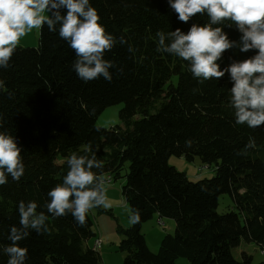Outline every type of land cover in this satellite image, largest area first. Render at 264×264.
Wrapping results in <instances>:
<instances>
[{
    "label": "trees",
    "instance_id": "1",
    "mask_svg": "<svg viewBox=\"0 0 264 264\" xmlns=\"http://www.w3.org/2000/svg\"><path fill=\"white\" fill-rule=\"evenodd\" d=\"M90 3L106 31L117 38L105 53L115 64L111 82L103 77L81 80L72 66L75 52L46 25L40 28L38 47H17L10 66L0 68V131L16 137L25 165L19 181L6 173L7 183L0 185V264L8 262L2 250L10 243L11 227H19L20 201H35L50 229L43 234L29 230L20 241L27 249L25 264H102L100 247L90 243L100 240L91 209L84 226L70 212L62 217L47 212L48 192L63 182L67 159L74 153L95 154L103 167L93 171L105 180L122 178L127 165L122 195L131 214L138 210L141 218L119 230L125 235L120 243L123 264H176L179 258L189 264H252L246 253L243 261L235 259L232 249L244 240L264 250V125L253 129L235 123L228 73L200 83L187 61L157 51L158 31L179 28L187 33L192 24L208 23L207 14L185 23L168 0ZM223 31L230 40L241 37L235 25H225ZM256 51L232 48L217 63L223 70ZM118 104H123L122 125L97 126L99 116ZM250 137L255 147L238 155ZM171 156L189 162L198 158L215 176L193 183L169 165ZM225 194L234 206L220 214L219 199ZM155 215L176 225L157 253L142 234L143 224Z\"/></svg>",
    "mask_w": 264,
    "mask_h": 264
},
{
    "label": "clouds",
    "instance_id": "2",
    "mask_svg": "<svg viewBox=\"0 0 264 264\" xmlns=\"http://www.w3.org/2000/svg\"><path fill=\"white\" fill-rule=\"evenodd\" d=\"M169 6L178 14V19L187 23L196 14H207L205 25L192 24L185 33L158 31V52L168 53L187 61L189 71L200 83L226 73L230 75L233 87L230 89L229 107L234 110L235 123L258 128L264 125V0H168ZM66 9V14L63 10ZM48 12L50 15L45 16ZM101 17L90 0H0V68L10 66V60L20 38L34 28L47 26L50 32L59 33L75 52L73 70L84 82L103 77L111 82L110 69L114 62L105 59L117 38L108 33L100 23ZM229 21L230 23H225ZM232 27L241 33L239 41L229 39L223 26ZM119 43H125L123 37ZM238 48L241 52L257 50L248 59L233 61L221 70L218 60L226 50ZM131 51V48L129 49ZM123 71V69H118ZM255 147L250 137L246 154ZM22 148L9 132L0 131V185L7 183V175L19 181L25 173L22 162ZM68 172L63 182L48 192L50 201L47 212L53 217L71 213L78 224H86V215L93 207H111L105 190V179L94 173L103 162L93 154H72L67 159ZM35 201H20L18 204L19 227L12 226L8 236L10 243L3 248L8 256L7 264H25L27 249L20 241L29 235V230L38 234L49 233L48 216L37 212ZM135 210L129 217L131 224L140 221Z\"/></svg>",
    "mask_w": 264,
    "mask_h": 264
},
{
    "label": "rangeland",
    "instance_id": "3",
    "mask_svg": "<svg viewBox=\"0 0 264 264\" xmlns=\"http://www.w3.org/2000/svg\"><path fill=\"white\" fill-rule=\"evenodd\" d=\"M45 16L48 12L44 13ZM40 39V28H34L25 36L20 38L17 47H38ZM123 104H118L108 107L97 119V126L102 128H111L116 125H122L120 120V110ZM169 165L175 167L179 172L185 173L189 181L197 183L203 180H210L215 176L214 169L204 165L200 159L187 161L184 157L171 156ZM127 172V165L121 170L122 178L113 180L107 177L111 182L105 184L106 196L111 207L105 208L106 211H100L99 208L93 207L89 212L91 219L94 222L93 231L101 240L102 244L98 253L101 256L102 264H123L125 253L120 250V243L125 238L119 230H127L131 227L129 217L131 215L129 206L126 204L122 195V187L125 183L124 176ZM234 206L230 195H222L219 199L218 213L224 214ZM160 220L163 222L161 225ZM175 221L171 219H162L154 216L151 220L143 224L142 234L144 235L149 249L157 253L160 243L165 234H174ZM95 241V243H94ZM98 239L93 238L91 245L95 244ZM252 257V264H258L264 261V250L258 247L255 243H247L242 240L241 244L232 249V254L238 261H243V254ZM176 264H189L188 260L179 258Z\"/></svg>",
    "mask_w": 264,
    "mask_h": 264
},
{
    "label": "built area",
    "instance_id": "4",
    "mask_svg": "<svg viewBox=\"0 0 264 264\" xmlns=\"http://www.w3.org/2000/svg\"><path fill=\"white\" fill-rule=\"evenodd\" d=\"M106 183H110L111 181L108 179V180H105ZM161 225H163V222L160 220L159 222ZM102 244L101 240H98L97 243H96V248L100 247Z\"/></svg>",
    "mask_w": 264,
    "mask_h": 264
}]
</instances>
